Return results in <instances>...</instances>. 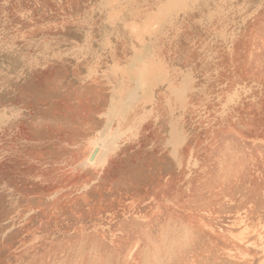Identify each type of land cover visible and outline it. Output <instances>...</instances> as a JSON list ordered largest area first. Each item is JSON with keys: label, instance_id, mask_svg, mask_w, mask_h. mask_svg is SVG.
<instances>
[{"label": "rangeland", "instance_id": "1", "mask_svg": "<svg viewBox=\"0 0 264 264\" xmlns=\"http://www.w3.org/2000/svg\"><path fill=\"white\" fill-rule=\"evenodd\" d=\"M0 264H264V0H0Z\"/></svg>", "mask_w": 264, "mask_h": 264}, {"label": "bare ground", "instance_id": "2", "mask_svg": "<svg viewBox=\"0 0 264 264\" xmlns=\"http://www.w3.org/2000/svg\"><path fill=\"white\" fill-rule=\"evenodd\" d=\"M125 71H126V72H129V70H128V69H125Z\"/></svg>", "mask_w": 264, "mask_h": 264}]
</instances>
